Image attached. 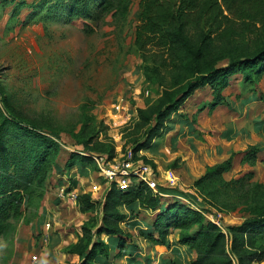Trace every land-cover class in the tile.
<instances>
[{
  "label": "rangeland",
  "instance_id": "obj_1",
  "mask_svg": "<svg viewBox=\"0 0 264 264\" xmlns=\"http://www.w3.org/2000/svg\"><path fill=\"white\" fill-rule=\"evenodd\" d=\"M71 2L0 0V185L23 196L18 214L7 212L12 231L0 238V264L73 262L68 252L81 236L82 224L95 218L100 225L108 185L101 169L121 166L144 141L143 136L130 134L138 111L161 96L159 87L145 81L133 46L140 0H130L125 19L110 15L83 18L69 10ZM55 4L58 8L49 13L47 9ZM248 78L238 72L227 74L228 85L220 92L224 100L212 107V89L208 85L196 89L160 137V156H146L151 164L138 159L151 170L160 205L177 202L225 228L242 224L250 205L264 204V150L252 163L243 160L246 151L256 145L228 150L222 162L233 156L232 166L206 187L196 182L222 162L207 166L199 176H188L178 162L181 156L176 159L174 154L189 153V145L177 146L173 138L169 141L175 127L180 131L189 127L196 140L206 136L200 142L207 141L211 148L219 147L220 137L232 142L244 120L249 128L254 105L264 108L260 100L264 68L253 70ZM86 125L99 129L87 146V133L80 132ZM37 152L46 154L45 165L34 179L31 173V184L25 183L21 176L25 169L16 164ZM72 155L88 157L90 162L69 164ZM84 194L96 203L94 213L79 211L77 199ZM159 213L158 209L142 211L126 219L120 225L123 236L101 234L109 246L107 264H117L121 237L125 245L135 242L145 248L147 241L138 230L149 229ZM176 235L177 231L169 233L171 245ZM169 255L168 264H190L195 259Z\"/></svg>",
  "mask_w": 264,
  "mask_h": 264
},
{
  "label": "trees",
  "instance_id": "obj_2",
  "mask_svg": "<svg viewBox=\"0 0 264 264\" xmlns=\"http://www.w3.org/2000/svg\"><path fill=\"white\" fill-rule=\"evenodd\" d=\"M67 5L74 15L83 18L110 15L125 19L130 0H72ZM56 6L47 11L53 13ZM138 8L133 46L145 81L159 87L161 96L147 109L138 111L130 134L145 138L132 150L134 159L151 164L138 153L151 148L153 142L163 136L179 107L196 89L208 85L212 89L211 107L220 105L224 100L220 92L228 85L227 74L238 72L249 79L253 70L264 68V0H140ZM165 77L169 78L168 84ZM260 100L264 101V95ZM80 132L87 133V146L99 129L86 125ZM248 150L243 161L252 163L261 149L256 146ZM104 151L107 150H101ZM232 158L208 169L196 185L211 186L216 176L232 166ZM46 159L45 153L37 152L16 164L25 169L21 174L25 183L31 184L40 174ZM75 160L90 162L88 157L72 155L69 164ZM6 178L17 179L10 175ZM20 193H11L8 187L0 185V238L12 231L7 212L14 210V214H18V205L23 200ZM77 204L81 213L95 211L96 203L89 194L81 195ZM157 209L160 213L152 226L145 231L138 230L139 235L152 245L170 247L168 235L177 231L174 245L195 253L190 264L264 262V204L250 205L245 211L248 216L239 226L220 228L177 202L160 205L151 188L132 181L126 189H120L115 182L108 183L100 225L95 218L82 224L81 236L68 252L73 257L69 264H107L109 246L100 235L123 236L120 225L126 219ZM192 224L196 229L191 228ZM118 247V257L128 256L130 261L138 257L135 242L125 245L121 237Z\"/></svg>",
  "mask_w": 264,
  "mask_h": 264
},
{
  "label": "crops",
  "instance_id": "obj_3",
  "mask_svg": "<svg viewBox=\"0 0 264 264\" xmlns=\"http://www.w3.org/2000/svg\"><path fill=\"white\" fill-rule=\"evenodd\" d=\"M254 106V108L256 109L253 110V113H251L250 122L248 123L249 128H247L248 125L244 120L242 125H240V127L235 130L234 140L230 143H227L223 138L220 137L217 142L219 147L215 145V147L211 148L208 145L207 141L206 143L200 142L202 138L207 140L206 136L203 135L201 136L202 138L200 137L199 140H196V134L189 132V127H184L183 131H180L179 128L175 127L174 130L170 131V134H173V136H170L169 141L171 140V138H173V144L176 143L175 145L178 146V143H187V145H189V153H184L186 156H184V154L182 153H175L176 155L172 153L175 156L174 158L177 157L176 159H179L178 156H181V159H179L178 162L179 164L184 165V171L188 176H199L201 174V171L207 166L213 165L219 161L222 162L224 160L223 158L226 157V153L230 149H244L248 145H256L261 149V152L264 150V108L262 107L261 109H258L256 107L257 105ZM202 131L205 132L203 129ZM159 139L153 142V149L149 148L147 150H143V156H160V152H162V149L159 148ZM174 148L175 147H173V149ZM225 148L226 150H224ZM175 151L177 152V150ZM210 155H214L212 161L210 160ZM261 160H263L262 157ZM145 244L146 249L138 244L139 254L134 261H130L128 256H123L118 258L119 260L116 261L117 264H168L167 262L170 256L169 254H171V252L174 256L178 255L181 258L188 257L189 255L191 256V258L195 256L193 252H189L185 247L180 248L175 245H171L170 247L154 246L149 242H145ZM114 258L115 256L112 260H114ZM111 262L112 261H110V263ZM111 264L115 263L113 262Z\"/></svg>",
  "mask_w": 264,
  "mask_h": 264
},
{
  "label": "built area",
  "instance_id": "obj_4",
  "mask_svg": "<svg viewBox=\"0 0 264 264\" xmlns=\"http://www.w3.org/2000/svg\"><path fill=\"white\" fill-rule=\"evenodd\" d=\"M137 162L142 161L138 159L134 160L133 153L130 152L127 160L124 161L121 166L102 168L101 170L105 177V182H115L120 189H126L132 181L136 183L142 182L154 190V183L149 176L151 172L150 168L143 162ZM68 198H73V195L69 194ZM75 199H77L76 195H74V200Z\"/></svg>",
  "mask_w": 264,
  "mask_h": 264
}]
</instances>
